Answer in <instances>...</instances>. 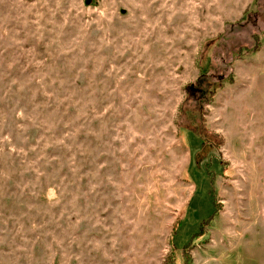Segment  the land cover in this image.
Here are the masks:
<instances>
[{"label":"rangeland","instance_id":"obj_1","mask_svg":"<svg viewBox=\"0 0 264 264\" xmlns=\"http://www.w3.org/2000/svg\"><path fill=\"white\" fill-rule=\"evenodd\" d=\"M87 1L0 0V264H264V0Z\"/></svg>","mask_w":264,"mask_h":264},{"label":"trees","instance_id":"obj_2","mask_svg":"<svg viewBox=\"0 0 264 264\" xmlns=\"http://www.w3.org/2000/svg\"><path fill=\"white\" fill-rule=\"evenodd\" d=\"M259 49H261L260 45H259V47L253 48L252 50L246 49L245 53L246 52L247 53H255ZM244 54L242 52L241 56H243ZM202 62H204V63L202 64L200 69L203 72L202 76H205V74L208 73V71L210 70V68L212 66L211 65L212 64L211 59H210V52H208L207 58H205L204 60L202 59ZM229 80H233V79H229ZM199 93H201V96L203 97L206 94V90L202 89V91H200ZM203 100H204L203 98L202 99L199 98L197 100V104H201V101H203ZM46 101H48V100H46ZM201 110L202 109H201L200 105H198L197 107H194L193 109L189 108V110H187V112L190 114V121H191L189 128H187V131L189 132L188 135H193L194 137L197 138V140H199V142L202 146V153H203L206 151V149L208 150L209 148H212V146H215V143L218 144L220 142V140L218 141V140L214 139L213 133L210 132L209 126L206 122L205 113L202 112V114H201ZM209 150H211V149H209ZM198 154H199V152H198ZM211 155L212 156H211L210 161H208L207 163H205L202 166V170H203V172H206L207 177L209 178V181H210V194H211L213 204H214V211H213V214H211L208 218L201 221V223L199 224L198 231H196L197 233L194 232L192 234L193 235L191 238L192 240H194L196 237H201V236H204L206 234V228L211 224V221L215 218V216L217 215V212H218V203H217V199H216V184H215L218 174H217L216 168L214 167V160H215L214 157H216V155H214V154H211ZM219 171H221V167H219ZM181 224H182V222L180 223V225ZM180 225H179V227H180ZM177 232L178 231H176L175 234H177ZM192 240H190L188 242V244H185L183 246V254L184 255L187 252V250L191 247L190 242H192ZM175 264H176V262H175ZM185 264H187V263H185Z\"/></svg>","mask_w":264,"mask_h":264},{"label":"water","instance_id":"obj_3","mask_svg":"<svg viewBox=\"0 0 264 264\" xmlns=\"http://www.w3.org/2000/svg\"><path fill=\"white\" fill-rule=\"evenodd\" d=\"M86 4H87V5H90V4H91V0H88V1L86 2Z\"/></svg>","mask_w":264,"mask_h":264}]
</instances>
